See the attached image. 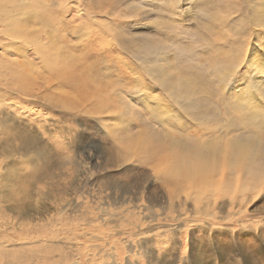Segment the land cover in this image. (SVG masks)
Segmentation results:
<instances>
[{"label":"rangeland","instance_id":"obj_1","mask_svg":"<svg viewBox=\"0 0 264 264\" xmlns=\"http://www.w3.org/2000/svg\"><path fill=\"white\" fill-rule=\"evenodd\" d=\"M260 12L264 0H0V264H264V185L242 209L229 192L211 204L153 161L201 150L210 124L247 133L229 105L246 93L229 97L221 73L232 61L236 84L261 76L248 65L256 49L264 67ZM20 63L33 73L13 78ZM250 120L264 142V117Z\"/></svg>","mask_w":264,"mask_h":264},{"label":"bare ground","instance_id":"obj_2","mask_svg":"<svg viewBox=\"0 0 264 264\" xmlns=\"http://www.w3.org/2000/svg\"><path fill=\"white\" fill-rule=\"evenodd\" d=\"M255 7L257 8V6H255ZM255 7H254V9L251 8L252 12L257 10V9L255 10ZM258 9H260V8H258ZM255 13H258V12L256 11ZM255 16H256V14H255ZM262 18L264 19V16ZM261 19L259 18L258 20L260 21ZM254 20L257 21V19H254ZM21 28L22 27L19 26V23L17 24L14 20H11L7 24L5 30L7 29V32H9V31L13 32V31H15L17 29H20L23 32L24 30H22ZM23 33H24V35H22L24 37L23 39L26 40V41H23V43L24 42L25 43L26 42L27 43L31 42L32 45H34V46L38 45L37 48L34 49V50H36V49L38 50V47L40 45H42L40 40L38 38H35V39L32 38V39L29 40L28 37H27V35H28L27 33L28 32L26 31V33L25 32H23ZM25 34H27V35H25ZM11 35L13 36L14 34H11ZM255 38H254V41H255ZM14 39H16V38H14ZM20 39H21V36H20ZM16 40H18V39H16ZM50 41H52V40H50ZM261 44H259V45H261ZM250 46H252V45H250ZM50 47H51L50 45H46L41 50L43 51V53H44V51H46L44 54H49V56H51V52L52 51L50 52ZM256 47L261 48V50H262L263 46L262 47L261 46L260 47L259 46H255V48ZM39 49H40V47H39ZM55 49H53V50H55ZM263 49H264V47H263ZM255 50H254V52L252 50V52H251L252 54L249 52L251 56L248 53V55L250 56L249 61H251V63L249 62L250 64H248V65L251 66L250 68L252 69V71H254V72L257 71L258 75H261V76H257V75L251 76V74L249 72L248 75L246 74L244 76L246 78L243 77L244 83L241 86V85H238V82L236 84V81H234L235 80V78H234L235 77L234 76L235 71H234V69H232V67H233V64L231 63L232 61L231 62L227 61L228 62L227 65L223 68L222 73H221V81H223V82H221V84L223 85V87H221V88L228 90V93L231 94L229 97H232V93L235 94L236 91H238V92H241L242 95L245 92L246 96L248 98H250V99H256L257 97L260 98V101L264 99V94L261 93V89L264 88V67L262 66V64H260L261 63V61L259 60L260 58H255L254 55L257 54V53H255ZM23 51H25V50H23ZM259 51H260V49H259ZM259 51H258V53H259ZM43 53H41V56H42ZM53 53H55V52L53 51ZM59 53L60 52H58V54ZM53 55H52V58H53ZM55 55H54V57H55ZM58 56H60V54ZM249 56H247V57H249ZM41 58H44V57L42 56ZM50 58L49 57L46 58V56H45V59H47V60H45V59L43 60L42 59L44 61V64L50 65V63H51V62H49L51 60ZM55 59H56V57H55ZM61 60L62 59H60V61ZM56 61L59 62V64H60V61L55 60L54 62H56ZM63 63H65V62H63ZM262 63H264V62L262 61ZM59 64H58V66H59ZM53 65H54V68H55L56 65L55 64H53ZM9 66L10 65H8V67ZM18 66H19V68L21 67V69H25L26 70L27 73H24V75H26V76H28V73H30V72L33 73L32 70L29 72L30 69L27 68L28 67L27 64H25V63L21 64L20 63V65H17V67L14 68V69H11V66L9 68L11 70V76L13 78L14 77L17 78L18 75L21 74V70L18 69ZM60 66H61V64H60ZM8 67H6V68H8ZM43 67H41L42 70H43ZM48 67L51 68V66H48ZM61 67L63 68V66H61ZM62 68H57L56 67L57 70L54 69V71H51L48 68H46V69H47V71L49 72L50 75L54 74V79H57V81H69L70 80L74 84H76V83L79 84V80L80 79H77V80L74 79L73 80L74 74L73 73L72 74H70V73L66 74L67 72L65 71L66 73H64L61 70ZM65 68H66V65H65ZM13 70H14V72H13ZM18 71H19V74H18ZM158 72H159V70L157 69L155 74L157 75ZM245 73H243V74H245ZM236 74H238V73H236ZM24 75H21V76L23 77ZM41 77H42V75H41ZM48 77H50V76H48ZM29 78L30 77H28V79ZM43 78L45 80L47 79L46 76H44ZM237 79H238V77H237ZM239 79H240V77H239ZM237 81H239V80H237ZM168 86L172 88V84H169ZM26 87H29V86H26ZM26 87L24 86V88H26ZM85 87H86L85 85L82 86V88H83L82 92L86 91ZM170 90H172V89H170ZM254 91L256 93H254ZM169 93H170V91H169ZM185 93H187V92H185ZM174 94L178 95L179 93L175 91V92L171 93L170 95L174 96ZM243 96H245V95H243ZM247 97L246 98L244 97L246 102H248ZM229 102H230L229 105L231 107L230 109L233 108L234 110H236V109H243L244 110L245 113L243 114V118L241 120H239V124H241V125H243V126H245L247 128V130H248L247 133H240V134L237 133L238 135H236V133L234 134L233 132L235 131V128H233V127H236V126H234L235 124L233 125L229 121L227 123H224V124L223 123L221 124V122L220 123L217 122L218 123L217 126L215 124L214 127H212L211 124H210V127H207V126H205V124H203V122L199 121V124L201 126H205V128L203 127L204 129L208 130L210 128L209 131L211 132V136H210V138H208L210 140H208V139L203 140L205 144H202L201 145L202 147L200 145L198 146V147H200V149L201 148L202 149L206 148V150L202 151V149L199 150V148H191V147L187 148L189 146V145L186 146L187 144L186 145L184 144L186 147H181V146L179 147V150H178L179 153L178 154H175L176 151L175 152L174 151L173 152L169 151V153H168V152H165V151H162V150L159 149L158 151L154 152L155 159L153 161L154 162H159L161 165L164 162H166L167 165H171V166H169V169H168L169 173H170L169 175L185 178L187 180V182H188V185L193 187V189L196 187L195 191L198 192L197 195H199V196H200L201 192H203L206 189L210 188L208 190V192H207V196L210 198L211 204H216L217 203L216 198H221V197L224 196L223 195L224 192H229V194L226 195L229 198L227 200V202L230 205L238 204L239 205V209H242L241 204L244 203V201L247 200L246 199L248 197L247 194L248 193H250V195L255 194L260 189H262V186L264 185V142L258 135V132H259L261 127H259V125L256 124L255 122H251V120H250L253 117H254V119L256 118V120H257V118H261L262 116L258 112L262 111V110H258L259 108L258 109H254L256 107L252 108L248 103H246L242 99L241 100L237 99L235 96L232 97ZM181 103L183 105V109L189 110L188 107L190 105H189L188 101H183ZM185 113H186V111H185ZM230 114H232V112H230ZM166 118H165V120H166ZM168 123H170V122H168ZM189 130H191V129H189ZM255 133H256V135H255ZM196 136H198V135H196ZM191 137H192V135H191ZM170 138H172V137H170ZM130 139H131V137H130ZM160 140H162V139H160ZM172 140H175V139H172ZM175 141L177 142V139ZM175 141H173V142H175ZM158 142H159V140H158ZM178 142H177V144H178ZM160 143H161V141H160ZM179 145H180V142H179ZM182 146H183V144H182ZM259 187H260V189H259ZM230 191H232V193H230ZM237 197H239V198H237ZM187 198H189V197H187ZM197 198H199V197H197ZM189 199L191 200V197ZM205 206H207V205H205ZM198 207L199 206L197 205L196 208H198ZM199 209H200V207H199Z\"/></svg>","mask_w":264,"mask_h":264},{"label":"snow or ice","instance_id":"obj_3","mask_svg":"<svg viewBox=\"0 0 264 264\" xmlns=\"http://www.w3.org/2000/svg\"><path fill=\"white\" fill-rule=\"evenodd\" d=\"M261 93L264 94V88L261 89ZM260 115H261L262 117H264V111H262V112L260 113Z\"/></svg>","mask_w":264,"mask_h":264}]
</instances>
